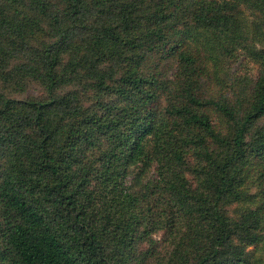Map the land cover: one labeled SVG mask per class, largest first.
I'll return each instance as SVG.
<instances>
[{
	"label": "trees",
	"instance_id": "trees-1",
	"mask_svg": "<svg viewBox=\"0 0 264 264\" xmlns=\"http://www.w3.org/2000/svg\"><path fill=\"white\" fill-rule=\"evenodd\" d=\"M0 264H264V0H0Z\"/></svg>",
	"mask_w": 264,
	"mask_h": 264
},
{
	"label": "rangeland",
	"instance_id": "rangeland-1",
	"mask_svg": "<svg viewBox=\"0 0 264 264\" xmlns=\"http://www.w3.org/2000/svg\"><path fill=\"white\" fill-rule=\"evenodd\" d=\"M225 70L228 77L230 76L229 77L230 79L233 78L235 80L237 77L242 76L244 74L255 76V74L257 73V64L240 54L239 58L233 61L232 63H226L224 72ZM39 92H40V88L38 86L29 85L24 91L20 93V95L21 94L27 95L29 93L38 94ZM151 175H152V171H150L149 173L146 174V176L143 177L142 182H144L148 176L151 177ZM127 181L131 182L132 177L128 176ZM153 235L154 237L158 238L161 235V232H155ZM256 252H257L256 256L259 257L260 254L258 253V250Z\"/></svg>",
	"mask_w": 264,
	"mask_h": 264
}]
</instances>
